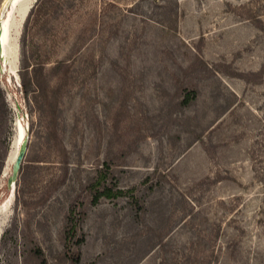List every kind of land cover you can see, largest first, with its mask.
<instances>
[{
	"label": "rangeland",
	"instance_id": "374dc122",
	"mask_svg": "<svg viewBox=\"0 0 264 264\" xmlns=\"http://www.w3.org/2000/svg\"><path fill=\"white\" fill-rule=\"evenodd\" d=\"M55 2L27 27L30 11L14 12L0 54V264H264V0ZM25 30L44 62L36 100L22 90ZM107 163L132 191L93 204ZM75 202L79 261L64 238Z\"/></svg>",
	"mask_w": 264,
	"mask_h": 264
},
{
	"label": "trees",
	"instance_id": "16d2710c",
	"mask_svg": "<svg viewBox=\"0 0 264 264\" xmlns=\"http://www.w3.org/2000/svg\"><path fill=\"white\" fill-rule=\"evenodd\" d=\"M55 0H37L32 6L28 17L25 21V26L30 24H35L39 18L47 13L50 9L55 7ZM26 30L23 32V59H22V90L24 95L33 100L42 93V90L46 88L45 76L43 71V61H37L36 58L28 53V47L25 42ZM44 82V83H43ZM39 93V94H38ZM1 95V93H0ZM196 91L187 92L186 96L182 100L183 104H189L190 101L195 97ZM50 135L53 139L58 138V133L56 130L50 131ZM3 163V162H2ZM2 164L0 165V170ZM105 166V167H104ZM23 168V164L21 169ZM110 171V166L103 164V167L99 169L97 177L95 180L89 184V189L92 193V203L97 204L101 198H116L119 196L126 195L132 191V189H123L118 186L116 182H109L108 172ZM85 212L79 203L75 202L71 205L68 215L67 224L64 231L66 252L74 261H79L80 253L75 252L85 241V234L81 232V223L84 220ZM41 257V264H48L44 254H39Z\"/></svg>",
	"mask_w": 264,
	"mask_h": 264
},
{
	"label": "bare ground",
	"instance_id": "6f19581e",
	"mask_svg": "<svg viewBox=\"0 0 264 264\" xmlns=\"http://www.w3.org/2000/svg\"><path fill=\"white\" fill-rule=\"evenodd\" d=\"M19 0H11L10 3H11V8L8 9V11L6 12V15H4L2 17V23L4 25V32H3V35H2V40H3V43H4V52H3V55H6V54H10V52L8 51L10 49V51H13L14 48H13V43H12V40H11V37H10V28H9V21H10V17L12 16V14L15 12L17 14H19V12H21V10H24L23 14H24V17L23 16H20L21 18V21L24 20V18L27 16V12H29V8L31 6V4L35 1V0H28L24 3V5H21L20 7H17L16 4ZM24 6V7H23ZM17 7V8H16ZM11 56V54H10ZM10 58V57H9ZM13 58V57H12ZM26 127L21 123V121H19L18 125H17V128H16V132H15V135H14V138L12 140V143H11V146H10V149H9V152L7 154V163H6V166H5V174H7V170L8 168L10 167L11 164H13L18 152H19V149H20V146L23 142V140L25 139V136H26ZM1 225H0V234H1Z\"/></svg>",
	"mask_w": 264,
	"mask_h": 264
},
{
	"label": "water",
	"instance_id": "95a60500",
	"mask_svg": "<svg viewBox=\"0 0 264 264\" xmlns=\"http://www.w3.org/2000/svg\"><path fill=\"white\" fill-rule=\"evenodd\" d=\"M26 1H28V0H19L17 2L16 6L17 7H20L21 5H24V3ZM35 1H37V0H35ZM32 6H33V3L31 4L30 8ZM23 12H24V10H21V12H19L18 15L24 17ZM27 14H28V12H27ZM9 19H10V21H9V28L12 29L13 24H14L13 14H12V16ZM3 32H4V25H3L2 20H1L0 21V54L1 55H3V52H4V43H3V40H2ZM10 34H11V32H10ZM27 145H28V137H26L23 140V142H22V144L20 146L19 152H18V154H17V156H16V158H15L13 164H12V174L8 178V183L10 185L11 191L14 189L15 181L17 180V178H18V176L20 174L21 167H22V164L24 162V158H25V154H26V150H27Z\"/></svg>",
	"mask_w": 264,
	"mask_h": 264
}]
</instances>
